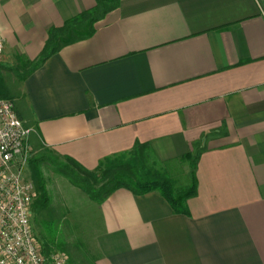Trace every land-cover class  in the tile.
I'll list each match as a JSON object with an SVG mask.
<instances>
[{
  "label": "crops",
  "instance_id": "1",
  "mask_svg": "<svg viewBox=\"0 0 264 264\" xmlns=\"http://www.w3.org/2000/svg\"><path fill=\"white\" fill-rule=\"evenodd\" d=\"M95 4L0 0V60L37 57L50 27ZM18 90L35 151L88 168L138 140L168 168L198 157L188 214L156 190L99 203L79 188L96 264H264V0H120Z\"/></svg>",
  "mask_w": 264,
  "mask_h": 264
},
{
  "label": "trees",
  "instance_id": "2",
  "mask_svg": "<svg viewBox=\"0 0 264 264\" xmlns=\"http://www.w3.org/2000/svg\"><path fill=\"white\" fill-rule=\"evenodd\" d=\"M119 3L120 0H96L94 6L68 18L62 25L50 27L46 43L37 57L30 59L17 55L16 65H8L0 61V96L12 99L19 116L22 117L15 102L20 94L18 90L20 81L65 44L90 36L95 30L96 21L116 8ZM37 146L38 153L36 154L34 149L29 160V172L37 190L33 213L39 224L51 219L46 217V213L50 212L51 208V194L43 169L45 165L66 176L71 183L99 203L119 187H126L137 194L156 190L168 200L174 212L190 213L188 199L195 195L198 189L196 175L198 157L193 156L191 152L182 156V158H190L191 179L179 185L149 142L138 140L130 149L103 157L95 168L86 167L71 155L60 156L42 143ZM53 249L58 248H52L48 243L44 244L47 253ZM70 258L75 262V257L70 256ZM79 263L96 264L89 259H82ZM79 263L76 261V264Z\"/></svg>",
  "mask_w": 264,
  "mask_h": 264
},
{
  "label": "built area",
  "instance_id": "3",
  "mask_svg": "<svg viewBox=\"0 0 264 264\" xmlns=\"http://www.w3.org/2000/svg\"><path fill=\"white\" fill-rule=\"evenodd\" d=\"M3 48L0 31V55ZM32 131L14 101L0 96V264H76L64 250L47 253L33 226L37 190L29 172Z\"/></svg>",
  "mask_w": 264,
  "mask_h": 264
},
{
  "label": "rangeland",
  "instance_id": "4",
  "mask_svg": "<svg viewBox=\"0 0 264 264\" xmlns=\"http://www.w3.org/2000/svg\"><path fill=\"white\" fill-rule=\"evenodd\" d=\"M37 153L38 150H36ZM174 164L173 168H167L177 184L183 185L190 175V161L184 159L181 163L174 162ZM43 169L51 194V208L50 212L46 213V217L51 219L39 224L33 213L32 221L35 231L44 244L48 243V246L52 248L63 249L69 256L75 257V263L76 261L79 263L82 259L95 262L99 250L96 239L92 235V222H89L92 214L90 210L88 212L84 201L83 193L86 196L87 194L82 193L79 187L71 183L66 176L54 171L51 167L45 165Z\"/></svg>",
  "mask_w": 264,
  "mask_h": 264
}]
</instances>
